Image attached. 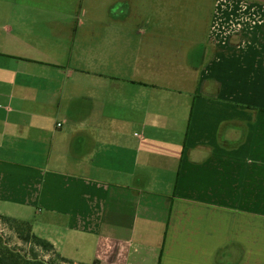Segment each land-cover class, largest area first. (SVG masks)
<instances>
[{"label": "crops", "instance_id": "1", "mask_svg": "<svg viewBox=\"0 0 264 264\" xmlns=\"http://www.w3.org/2000/svg\"><path fill=\"white\" fill-rule=\"evenodd\" d=\"M0 215L59 263L264 264V0H0Z\"/></svg>", "mask_w": 264, "mask_h": 264}, {"label": "trees", "instance_id": "2", "mask_svg": "<svg viewBox=\"0 0 264 264\" xmlns=\"http://www.w3.org/2000/svg\"><path fill=\"white\" fill-rule=\"evenodd\" d=\"M0 218L9 223L22 241L32 243L46 252H51L60 261L70 262L54 253L53 245L48 240L34 234L31 229V224L28 221L17 220L3 215H0ZM51 261L44 260L39 256L37 257L35 253L25 255L10 247L0 246V264H51ZM94 263L95 261L92 264Z\"/></svg>", "mask_w": 264, "mask_h": 264}, {"label": "rangeland", "instance_id": "3", "mask_svg": "<svg viewBox=\"0 0 264 264\" xmlns=\"http://www.w3.org/2000/svg\"><path fill=\"white\" fill-rule=\"evenodd\" d=\"M0 246L10 247L17 250L21 254L35 255L45 260H52L51 264H73V263H59L60 260L57 256H53L51 252H46L40 247L33 245L32 243L22 241L14 229L9 225L8 222L3 221L0 218ZM46 255V257H44Z\"/></svg>", "mask_w": 264, "mask_h": 264}, {"label": "built area", "instance_id": "4", "mask_svg": "<svg viewBox=\"0 0 264 264\" xmlns=\"http://www.w3.org/2000/svg\"><path fill=\"white\" fill-rule=\"evenodd\" d=\"M57 125H59V123Z\"/></svg>", "mask_w": 264, "mask_h": 264}]
</instances>
